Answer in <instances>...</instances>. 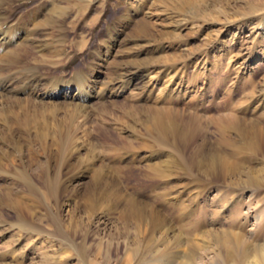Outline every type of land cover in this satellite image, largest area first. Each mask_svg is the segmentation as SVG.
Here are the masks:
<instances>
[{"label":"rangeland","instance_id":"374dc122","mask_svg":"<svg viewBox=\"0 0 264 264\" xmlns=\"http://www.w3.org/2000/svg\"><path fill=\"white\" fill-rule=\"evenodd\" d=\"M91 5L88 17L65 21L55 35L67 37L62 58L60 47L42 49L55 58L48 69L67 63L69 77L88 70L87 57L99 51L106 63L99 59V71L86 78L97 90L134 58L149 71L104 88L101 100L90 96L80 114L13 102L21 93L0 99V160L9 153L22 162L0 167V264H151L164 252L179 264H230L226 236L264 244V0H142L138 10L124 0ZM11 7L15 13L0 14L20 33L21 16L44 17L26 15L18 1ZM108 28L114 37L106 52ZM37 30L40 40L57 31ZM231 119L245 122L249 140ZM57 127L68 132L52 134ZM176 131L188 136L179 140ZM50 165L63 174L54 192L32 180ZM23 169L28 181L18 177Z\"/></svg>","mask_w":264,"mask_h":264},{"label":"bare ground","instance_id":"6f19581e","mask_svg":"<svg viewBox=\"0 0 264 264\" xmlns=\"http://www.w3.org/2000/svg\"><path fill=\"white\" fill-rule=\"evenodd\" d=\"M15 1H18V2H20V4H23V7L26 9V11H25L26 15L30 16V13H32V12H34V13L43 12L44 17L40 22L37 23L36 18L34 16H30L29 17V18H31L30 20L28 19V16H26L25 18H24V16H21L23 18L20 17L21 20H19V21L22 22V24L25 26V28L23 29V33H20L19 32L20 28H15V27L11 28L9 25H7V23H8L7 20H11V19H9L11 17L9 16V14L7 12L4 11L5 13L8 14V16H6L4 14H0V99L3 102L10 99L9 95H11V94L20 95V93H21L24 96L14 97L13 102L23 103V104H21L23 106H44V107L46 106L47 108L50 107L52 109L64 108L65 113H67V114H70V115L80 114L79 112H84L90 107V105L92 103V101L89 100L90 96H92V97L98 96L101 100L106 95L104 88L111 86L113 89H115L116 87H120L123 84H129L132 79L136 78L137 75L140 76L139 79L143 78L144 77L143 73L148 70L147 67L142 69L140 67L139 60L138 59L136 60L134 58L132 61H130L128 63V66H124V67L119 66V69H118V67L115 68L116 76L113 77L112 79H110L107 86L97 90L96 88H94L95 85L93 86L91 84L92 79L86 81V78L89 75L91 70L94 69V72H96L97 70L99 71V68L96 69V67H94V66H95V64H97V61L99 59H100L99 65L103 66L104 62L106 63V57H105V54L104 55L101 53L98 54L99 51L96 52V50H94L93 53L91 55L89 54V56L87 57V61H91L90 65L88 66V70H84L81 68L80 70H77L76 73H74L75 72L74 71L73 72L74 75H70L68 77L66 74V68L68 67L69 64L67 65V63H66L67 61H65V60H67V59L70 60V58H68V56L66 54L67 52L66 53L63 52V54H64V57H63L64 61L63 62L66 63V65L64 64V66L61 69L58 68V69H54L53 71H51L48 68L54 67V65H55L54 59L55 58L50 59L49 58L50 56L48 57V55L47 56H46V54L44 55L42 52V49L46 48L49 45L50 46L53 45L55 48L60 47V52L57 51L58 52L57 56L60 58V56L62 55L61 47H63L64 44H66L65 41L67 40V37H63V39L61 38L59 40H56L55 35L58 33L64 32V29H62L61 25L64 24L65 21H68L70 19H71L70 21H82L83 19L88 17L92 11V5H91L92 0H66L65 1L66 5H60L58 0H52V1L51 0H45V1H43L42 5L40 3V5H35L33 7L30 4L32 2V0H0V11L7 10L9 13L13 12L14 10H13V7H11V5H13V3ZM44 2H47V3H44ZM125 2H126V4L130 5L132 7V9L138 10L141 7L142 0H132L131 2H129V0H124V3ZM63 3L64 2H62V4ZM30 5L32 8H29ZM142 5H143V3H142ZM38 7H41L42 11L39 10ZM15 12L16 11H14V13ZM23 14L20 13V15H23ZM124 17H125V20H128L129 13L128 12L125 13ZM15 21H16V19H15ZM16 24H17V22L15 23V26H16ZM29 24H31L32 27L31 26L29 27ZM146 24L142 23V25L141 26L139 25L138 27H140V29L143 31L145 29L144 26H146ZM37 29L38 30L44 29L45 31L46 30L50 31L52 29H55L57 31L53 35H51V34L48 35V38L46 40H40V39H38L37 35L35 34ZM113 31L114 30H112V29L110 30L108 28L107 32L105 34V35L109 36L107 38V40L103 43L104 48L106 49V52H108V48L110 47V44L112 43V38L114 37V36H112V34L114 35ZM42 34H43V32H42ZM57 37H59V36H57ZM15 40H16V43L13 44V42ZM35 40H37V41H35ZM55 40H56V43H54ZM144 42H146V41H144ZM7 43L8 44L11 43L13 45L6 47L5 45ZM144 44H146V43H144ZM79 46H80V49L81 48L84 49L86 46V42L80 41ZM140 46H141V44H140ZM101 55H102V57H101ZM47 57L49 59H47ZM61 58H62V56H61ZM69 63H71V62H69ZM72 63H73V60H72ZM49 71H51V74H48ZM132 72H134V73H132ZM60 74H64V76L62 77ZM129 74H130V76H129ZM31 92H32L31 97H28V96L26 97V95L31 94ZM61 94H62V96H60V97H62V99H59V95H61ZM98 102H97V104H98V107L100 109L106 107L105 103L100 102V101H98ZM135 108H138V106H136ZM158 111H159V109H158ZM152 112H153V110H152ZM159 114H161V113H159ZM233 119H231L230 124H232L234 127H236L237 131L241 135H243L247 140H249V135H247V134H249V132L247 133V131H248L247 128H249V127H247V125L245 124L244 121H239L236 119L233 120ZM53 122H55V121H53ZM47 124H49V122ZM173 124H175V123H173ZM58 125L59 124L56 122V126H58ZM60 125H62V124H60ZM56 126H55V128H56ZM156 126H157V124H156ZM160 126L162 128H165V123L161 124ZM49 127H51V126H49ZM52 128L50 130L51 132H53L52 134L58 133V135H59V134H63V132H66V131H64V129L63 130L61 129L62 127L61 128L57 127V129H52ZM65 128L67 129V127H65ZM69 129H70V127H69ZM177 130H178V128H177ZM234 131H235V129H234ZM69 132L71 133V130H69ZM39 135L42 138V135L41 134H39ZM44 135H46V134H44ZM48 135H49V133H48ZM173 136L175 138H178L179 140H181V139L184 140V138H186L188 135H186L182 132L178 133L176 131ZM250 141H253V140H250ZM250 144L255 148L254 142H250ZM10 156H11V154L7 153L6 157L4 156L6 159L4 158L3 160H0V167H1L2 162L5 163V165L3 164L4 167L8 166L9 168H11L12 166H21L22 162L19 160V158H14V157L10 158ZM30 159L31 160L27 159L28 163L35 164L32 162V158H30ZM34 162H36V160H34ZM15 168H17V167H15ZM39 168L40 169L37 171L36 175L33 176L32 180L40 181L43 183L44 182L48 183L49 189L54 192L56 183H58V181H60V178H62L63 174L60 172L52 173L51 172V165L48 168H46V167L43 168V166H39ZM59 168H62V166H59ZM24 171L25 172H22V171L18 172V177L21 178L23 181H28V177H29L28 173H26V170H24ZM30 190H33V189L30 188ZM135 210H136V208H135ZM222 242H223L222 245L224 247L226 260L230 264H233L237 257L243 258L245 260V264H264V244H260V245L259 244H253L252 245L251 243H248V242H250L248 235H240V234L234 233V234H231V236H229V237L226 236V238H224ZM177 261L178 260H176V257L174 254H172L170 252H164V253H161L160 256H158V258L153 260L151 262V264H179ZM147 264H149V263H147ZM181 264H184V263H181Z\"/></svg>","mask_w":264,"mask_h":264}]
</instances>
